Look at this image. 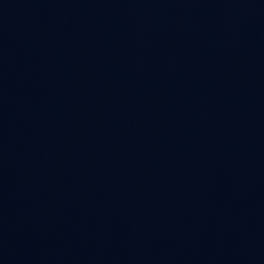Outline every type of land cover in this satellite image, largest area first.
<instances>
[{"label":"water","instance_id":"water-1","mask_svg":"<svg viewBox=\"0 0 264 264\" xmlns=\"http://www.w3.org/2000/svg\"><path fill=\"white\" fill-rule=\"evenodd\" d=\"M0 264H264V0H0Z\"/></svg>","mask_w":264,"mask_h":264}]
</instances>
